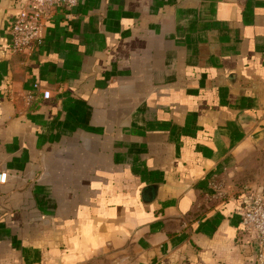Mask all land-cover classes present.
Segmentation results:
<instances>
[{
	"label": "crops",
	"instance_id": "obj_1",
	"mask_svg": "<svg viewBox=\"0 0 264 264\" xmlns=\"http://www.w3.org/2000/svg\"><path fill=\"white\" fill-rule=\"evenodd\" d=\"M25 2L0 0V264H256L264 0H80L12 53Z\"/></svg>",
	"mask_w": 264,
	"mask_h": 264
},
{
	"label": "built area",
	"instance_id": "obj_2",
	"mask_svg": "<svg viewBox=\"0 0 264 264\" xmlns=\"http://www.w3.org/2000/svg\"><path fill=\"white\" fill-rule=\"evenodd\" d=\"M80 0H26L14 18L10 30V51L23 53L31 47L39 46L43 40L46 22L52 17L56 7L68 10L75 9ZM33 89H40L38 83ZM42 98L48 99L50 91L42 89ZM29 98L32 95L28 96ZM6 179V173H0V182ZM213 196L224 198L226 192L219 182H211ZM240 226L243 231L252 235L257 244L256 264H264V192L248 191L238 209Z\"/></svg>",
	"mask_w": 264,
	"mask_h": 264
}]
</instances>
